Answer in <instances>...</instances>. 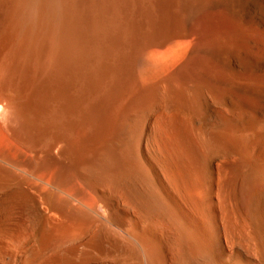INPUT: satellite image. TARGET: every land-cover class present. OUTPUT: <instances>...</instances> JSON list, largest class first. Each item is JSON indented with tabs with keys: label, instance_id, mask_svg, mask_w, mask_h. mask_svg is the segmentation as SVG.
Returning a JSON list of instances; mask_svg holds the SVG:
<instances>
[{
	"label": "bare ground",
	"instance_id": "6f19581e",
	"mask_svg": "<svg viewBox=\"0 0 264 264\" xmlns=\"http://www.w3.org/2000/svg\"><path fill=\"white\" fill-rule=\"evenodd\" d=\"M0 264H264V0H0Z\"/></svg>",
	"mask_w": 264,
	"mask_h": 264
},
{
	"label": "rangeland",
	"instance_id": "374dc122",
	"mask_svg": "<svg viewBox=\"0 0 264 264\" xmlns=\"http://www.w3.org/2000/svg\"><path fill=\"white\" fill-rule=\"evenodd\" d=\"M214 19H216V18H214ZM213 21L215 22V20H213ZM257 42L258 41H254V42L251 41V42H248V44L251 45L252 47H255V46H257Z\"/></svg>",
	"mask_w": 264,
	"mask_h": 264
}]
</instances>
